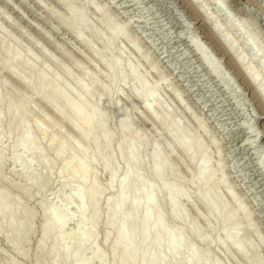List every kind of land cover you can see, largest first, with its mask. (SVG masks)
Listing matches in <instances>:
<instances>
[{"label": "rangeland", "instance_id": "rangeland-1", "mask_svg": "<svg viewBox=\"0 0 264 264\" xmlns=\"http://www.w3.org/2000/svg\"><path fill=\"white\" fill-rule=\"evenodd\" d=\"M71 1L75 11L84 15L102 40L115 44L113 53L122 59V68L130 65L136 68L146 89L157 86L154 97L161 106L150 113L144 109L146 98L133 93L134 82L127 72V81L118 84L120 90L115 100L127 113L132 128L148 142L147 156L158 152L166 162L162 175L175 173L178 181L188 184L190 196L183 207L189 218L202 229L218 226L214 219H209V212L194 194L209 192L223 178V185L215 190L217 199L222 201L226 212L235 207L243 211L236 220L240 232L235 242H246L247 257H255L258 264H264V105L202 18H210L213 28L233 45L264 88V0H197L196 9L189 4L193 0ZM66 19L68 12L60 0H0V40L27 62L17 72L24 75L33 65L37 71L44 68L48 79L53 74L66 84L65 97L77 102L79 91L63 71H68L73 78L82 72L86 79L95 78L96 97L107 86V68L102 58L108 51L85 28L80 29L79 37L75 36L62 24ZM105 21L121 29L123 34L114 37L104 26ZM32 83L33 79L21 82L0 64V87H4L0 88V95L13 103L28 100V131L42 159L52 165L49 179L43 185L46 171L41 160L20 149L13 153L11 148L17 133L8 137L4 126L0 128V190L9 192L17 205L34 215L32 232L21 243L9 242L0 230V264H35L43 222L41 206L68 217L63 229L65 236L81 235L79 204L70 196L79 189L85 191L93 183L104 188L110 182V174L100 162L91 164L88 177L79 182L71 178V167L63 174L58 173L68 159L79 162L78 151L84 145L75 130L77 122H70L50 108L29 89ZM170 116L180 125L179 133H187L191 148L197 142L206 151V160H190L166 132L162 122ZM109 124L113 148L117 142L114 120ZM61 145L65 154L56 156ZM94 151L91 143L84 154L90 157ZM205 166L213 171L214 178L201 188L193 182ZM13 185L19 190L13 189ZM115 192L113 187L102 194L100 221L93 230L94 239L83 252L89 264H112L110 243L105 242L109 232L105 215L106 201ZM167 226L173 228L178 224L169 219ZM218 233L219 237L215 236L214 243L208 247L191 239L189 233L186 238L196 252H207L208 264H247L234 248L221 245L223 234Z\"/></svg>", "mask_w": 264, "mask_h": 264}, {"label": "bare ground", "instance_id": "bare-ground-1", "mask_svg": "<svg viewBox=\"0 0 264 264\" xmlns=\"http://www.w3.org/2000/svg\"><path fill=\"white\" fill-rule=\"evenodd\" d=\"M60 1L68 12V19L63 20L62 24L77 37H79L80 29L85 28L108 51V54L102 58L107 68V86L102 88L101 93L95 97L93 89L98 87L97 80L95 78L86 79L83 72L80 73L79 77L73 78L68 71H63L66 78L71 80L79 91L78 98L76 97L77 102H72L68 97H65L64 93L67 94L66 84L59 82L53 74L48 79L44 68L37 71L35 65L29 66L27 73L20 75L17 69L26 67L27 62L18 53L11 51L4 40H0V64L3 69L11 72L21 82L26 83L33 79V83L29 85L32 92L50 108L58 111L60 115L66 116L70 122H77L75 130L83 143L82 145H84V147L82 146L83 149L78 151L80 160L76 162L73 159H68L58 170V173L63 174L68 167H71V178L79 182L86 180L88 177L87 169L91 164L100 162L104 169L109 172L110 182L104 188L98 186V183H93L85 191L79 189L80 191L77 190L70 196L79 204L78 211L81 215L83 230L79 236H65L63 229L68 222V217L59 215L55 209L41 206L43 222L41 237L36 245L34 263L45 264L46 261H49L48 264H89V261L83 257V252L87 244L94 239L93 230L100 221L99 204L102 194L115 187V194L106 201L105 215V223L109 228L105 242L110 243L113 254L112 264H208L206 263L207 252H196L195 247L187 240L186 234L189 233L191 239L198 240L208 247L214 243L215 236L219 231L222 232L221 235L223 234V244L221 245L234 248L238 254L245 258L247 264H258L255 257L248 258L245 254L247 250L245 248L248 247L246 242H235L236 236L240 232L236 220L238 216L243 214V211L239 207H235L231 212H226L222 201L220 202L215 195V190L223 185V178L211 186L209 192L194 194L196 200H199L209 212V219H214L218 226L202 229L189 218L183 207V203L190 196L188 184L178 181L175 173H170L167 176L162 175V171L167 166L166 162L158 152H154L150 157L147 156L148 142L142 140L139 133L132 128L127 113L119 107L115 100L119 89L118 84L120 82L123 84L122 82H125L126 76L129 74L134 82L133 93L137 96L143 95L146 98L144 109L150 113L154 108L161 106L154 97L157 86L153 85L146 89L144 82L137 74L136 68L131 67V65L122 68L120 64L122 59L120 60V57L118 58L113 53L115 44L102 40L97 31L94 29L95 32L87 23L84 15L79 11V13L76 12L77 10L75 11L71 0ZM83 1L91 3V0ZM83 1L82 3H84ZM198 3L197 0L189 2L190 6L195 9L199 5ZM204 17H202L203 22L211 35L214 36L220 48L229 55L234 66L264 105V88L260 85L257 76L246 67L233 45L223 39L224 37L221 36L219 30L213 28V22L210 18ZM104 23V26L114 37L123 34L122 30L111 22L105 21ZM125 72L128 74L126 75ZM0 88L4 89L3 86ZM27 108L28 100L13 103L9 98L0 95V128L4 126L8 137L17 133L12 143L13 153L20 149L41 160V165L46 171V176L43 179V185H45L49 179L52 165L42 159L40 151L34 146V141L27 127ZM18 114L21 116L18 117ZM112 119L115 122V134L117 136V142L115 141L114 147L112 145L113 148L110 147L113 132L109 124ZM162 123L166 132L180 144L183 152L190 160L207 159L206 151L199 146L200 144L194 143L193 148L187 144V133H179L180 125L174 121L173 117L165 118ZM49 143L52 145L53 141ZM91 143L94 144L95 151L93 155L86 157L84 151ZM63 154H65L64 146H58L56 156ZM212 177L213 171L205 166L202 167L199 177L193 183L203 188L210 184ZM12 188L19 190L17 185H13ZM33 218V213L17 205L9 192L4 191V189L0 190V230L5 232L9 242H23L26 235L32 232L31 222ZM169 219L176 222L178 226L169 228L167 226ZM213 225L215 224L213 223ZM246 228L248 230L250 228L248 222Z\"/></svg>", "mask_w": 264, "mask_h": 264}]
</instances>
